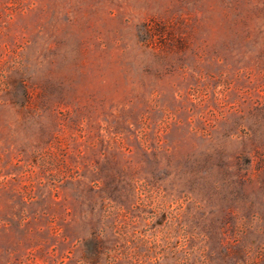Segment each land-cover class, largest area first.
Masks as SVG:
<instances>
[{
	"label": "rangeland",
	"instance_id": "obj_1",
	"mask_svg": "<svg viewBox=\"0 0 264 264\" xmlns=\"http://www.w3.org/2000/svg\"><path fill=\"white\" fill-rule=\"evenodd\" d=\"M0 264H264V0H0Z\"/></svg>",
	"mask_w": 264,
	"mask_h": 264
}]
</instances>
